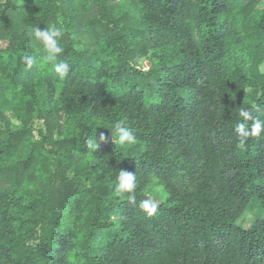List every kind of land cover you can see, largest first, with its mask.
<instances>
[{
    "label": "trees",
    "instance_id": "16d2710c",
    "mask_svg": "<svg viewBox=\"0 0 264 264\" xmlns=\"http://www.w3.org/2000/svg\"><path fill=\"white\" fill-rule=\"evenodd\" d=\"M262 1L0 0V264H264V132L234 131L264 120Z\"/></svg>",
    "mask_w": 264,
    "mask_h": 264
},
{
    "label": "clouds",
    "instance_id": "9594fccd",
    "mask_svg": "<svg viewBox=\"0 0 264 264\" xmlns=\"http://www.w3.org/2000/svg\"><path fill=\"white\" fill-rule=\"evenodd\" d=\"M63 27H51L45 30L39 28L34 29L35 40L40 43L43 51L46 53L44 56V63L51 66V71L54 72L60 79L67 77L69 72V65L60 59L64 52V48L60 44V40L63 35ZM21 63L25 65L27 69H31L36 62L35 58L31 55H25L21 57ZM239 119L236 122L234 131L237 133V147L243 149L247 144L250 136H259L264 132V120L257 119L253 116L252 112L243 107L240 108L238 113ZM249 121H253L251 128H249ZM111 138L115 137V143L123 146L126 144H134L136 142V136L134 133L125 126V121L118 120L111 125ZM106 138L103 134L100 135V140L104 141ZM114 141V140H113ZM90 145L97 149L98 144L90 142ZM137 189L136 174L120 169L116 176L115 193L118 197L127 198V202L130 205H135ZM140 207L152 216L156 211V204L149 200L141 202Z\"/></svg>",
    "mask_w": 264,
    "mask_h": 264
},
{
    "label": "rangeland",
    "instance_id": "374dc122",
    "mask_svg": "<svg viewBox=\"0 0 264 264\" xmlns=\"http://www.w3.org/2000/svg\"><path fill=\"white\" fill-rule=\"evenodd\" d=\"M17 4L21 3V0H14ZM260 8H264V0L261 2V4L259 5ZM254 213L253 212H249L244 216V222L248 223L250 221H252L254 219Z\"/></svg>",
    "mask_w": 264,
    "mask_h": 264
}]
</instances>
